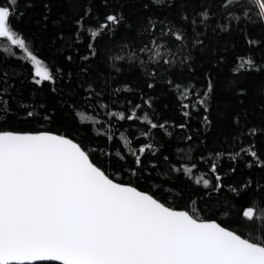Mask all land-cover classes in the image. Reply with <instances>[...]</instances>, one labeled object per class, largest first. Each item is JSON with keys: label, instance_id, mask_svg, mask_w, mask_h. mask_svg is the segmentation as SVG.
<instances>
[{"label": "trees", "instance_id": "obj_1", "mask_svg": "<svg viewBox=\"0 0 264 264\" xmlns=\"http://www.w3.org/2000/svg\"><path fill=\"white\" fill-rule=\"evenodd\" d=\"M28 3L19 0L11 23L54 72L55 83L35 84L26 54L0 38V87L16 97L12 111L0 113V127L70 133L99 156L116 181H131L174 208L196 211L238 234L254 232L242 211L253 200L264 205V23L251 0L239 19L234 7L220 8L221 0ZM205 10L212 18L202 22ZM108 15H117L120 23L93 39L87 30L107 23ZM133 111L140 119L113 115ZM145 115L163 127L151 128ZM148 144L151 149L141 155L138 149ZM216 175L224 185L219 191ZM200 178L210 186L202 179L197 184Z\"/></svg>", "mask_w": 264, "mask_h": 264}, {"label": "snow or ice", "instance_id": "obj_2", "mask_svg": "<svg viewBox=\"0 0 264 264\" xmlns=\"http://www.w3.org/2000/svg\"><path fill=\"white\" fill-rule=\"evenodd\" d=\"M245 2L221 0L220 8L234 7L235 19H239L247 15L242 7ZM18 4L19 0L0 4V38L26 54L35 66V84L55 83L54 72L37 58L27 38L11 23L19 14ZM251 4L264 23V0H251ZM27 6H32L30 0ZM211 18L208 10L201 14L202 22ZM106 21L87 30L93 39L120 23L117 15H108ZM248 42L258 43L253 38ZM115 59L124 57L117 55ZM147 86L155 87L152 83ZM14 100L10 91L0 87V113L12 111ZM113 115L120 120L140 119L135 111L127 117L124 113ZM26 117H33V112L27 111ZM81 119L91 117L82 115ZM143 119L153 129L163 127L147 115ZM121 139L131 144L126 137ZM151 147L148 144L138 151L142 155ZM141 155H136L137 167ZM251 156L256 157L257 152L252 150ZM216 167L212 165L213 173ZM186 171L191 173L192 169ZM201 179L205 188L210 186L208 179L200 178L196 183ZM215 180V190L219 191L224 187L222 177L216 175ZM250 187L245 184V188ZM232 191L238 192L235 188ZM242 218L252 224L254 232L238 234L215 220L202 219L196 211L177 210L166 198L162 202L158 194L138 190L131 181L117 182L99 156L70 133L0 127V264H264V205L253 200L244 207Z\"/></svg>", "mask_w": 264, "mask_h": 264}, {"label": "water", "instance_id": "obj_3", "mask_svg": "<svg viewBox=\"0 0 264 264\" xmlns=\"http://www.w3.org/2000/svg\"><path fill=\"white\" fill-rule=\"evenodd\" d=\"M53 133H55V132H53ZM58 134H60V133H58ZM118 182V181H117ZM134 186V185H133ZM138 190H140L139 188H138ZM177 209V208H176ZM177 210H185V209H177ZM216 222H218V221H216ZM58 262H60V261H58ZM60 263H62V262H60Z\"/></svg>", "mask_w": 264, "mask_h": 264}, {"label": "rangeland", "instance_id": "obj_4", "mask_svg": "<svg viewBox=\"0 0 264 264\" xmlns=\"http://www.w3.org/2000/svg\"><path fill=\"white\" fill-rule=\"evenodd\" d=\"M34 68H35V66H34Z\"/></svg>", "mask_w": 264, "mask_h": 264}]
</instances>
